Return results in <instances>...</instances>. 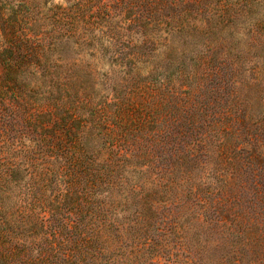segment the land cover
<instances>
[{
    "label": "trees",
    "instance_id": "trees-1",
    "mask_svg": "<svg viewBox=\"0 0 264 264\" xmlns=\"http://www.w3.org/2000/svg\"><path fill=\"white\" fill-rule=\"evenodd\" d=\"M262 136L264 0H0V264H264Z\"/></svg>",
    "mask_w": 264,
    "mask_h": 264
},
{
    "label": "rangeland",
    "instance_id": "rangeland-1",
    "mask_svg": "<svg viewBox=\"0 0 264 264\" xmlns=\"http://www.w3.org/2000/svg\"><path fill=\"white\" fill-rule=\"evenodd\" d=\"M262 137L264 140V136ZM239 193L240 202L246 207L247 216L255 227L260 226V229L264 231V173L260 174L254 166L253 170L248 172ZM209 216L211 219L214 217L213 214ZM201 233V243L196 245L198 247L196 251L199 254L193 256L197 264H218L220 261L224 264H230L232 262L229 258L230 249H234V245L232 242L224 243L221 240L220 229L209 226L201 228Z\"/></svg>",
    "mask_w": 264,
    "mask_h": 264
}]
</instances>
